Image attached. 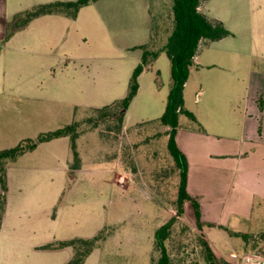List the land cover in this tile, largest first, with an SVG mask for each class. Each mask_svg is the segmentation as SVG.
<instances>
[{
    "label": "rangeland",
    "instance_id": "rangeland-1",
    "mask_svg": "<svg viewBox=\"0 0 264 264\" xmlns=\"http://www.w3.org/2000/svg\"><path fill=\"white\" fill-rule=\"evenodd\" d=\"M59 1L78 0H14L13 11L16 14ZM172 6L173 0H99L82 8L77 20L46 18L24 30L22 19L14 21L12 43H0V151L77 123V149L79 144L84 163L76 174V185L70 184L73 178L64 172L71 140L55 142L62 160L63 192L66 183L72 186L62 197L60 210L63 225L72 229H63L59 236L75 238L80 234L75 229L79 221L101 218L107 225L103 233L106 242L89 264H156L157 230L174 216L178 220L166 242L172 264H207L192 204L184 206V214L177 216L180 172L167 146L170 129L161 122L138 124L161 116L172 81L170 63L160 64L161 75H146L127 126L124 120L120 122V109L110 105L127 95L132 72L140 64L137 58L143 54L140 47L147 43L145 49L151 53L164 48L174 28ZM206 6L211 14L214 10L224 13L225 27L236 30L237 36L201 47L200 60L219 64L224 51L237 56L231 71L217 65L193 72L187 108L193 114L199 112L210 132L240 136L251 106L264 99V49L246 42L240 34L239 18L254 13L251 0H210ZM63 38L70 41L62 43ZM152 59L149 56L150 62ZM216 77L218 83L214 82ZM103 112L107 116L103 117ZM182 121L183 129L189 130L191 122L184 117ZM44 153L38 148L18 165L46 164ZM233 158L216 159L231 166ZM111 167L119 168L125 188L112 182ZM42 174L48 179L49 173ZM232 177L228 169L222 181L230 182ZM261 220V227L243 229L255 232L247 243L205 226L220 254V264H233L228 261L232 250L243 253L264 246V215ZM97 233L89 231L85 238Z\"/></svg>",
    "mask_w": 264,
    "mask_h": 264
},
{
    "label": "crops",
    "instance_id": "crops-1",
    "mask_svg": "<svg viewBox=\"0 0 264 264\" xmlns=\"http://www.w3.org/2000/svg\"><path fill=\"white\" fill-rule=\"evenodd\" d=\"M208 3H210V0L203 3L199 10L211 21L221 22L226 26L225 17L222 16L225 14L217 10H214V13L211 14V10H208L206 6ZM13 5L14 0H0V43H6L7 46L15 38L14 34L7 38L12 26L11 23L15 21L18 15L24 14L39 6L35 5L30 10L14 14ZM251 9L254 11L252 16H247L244 13L246 17L242 15L239 18V27H242L240 34L246 37V42L252 45H262L264 49V0H251ZM147 10L153 16L151 13V5H147ZM79 13L76 18H73L66 12L43 15L35 18L21 29L24 30L28 26L36 24L46 18L52 19L57 17L64 18L65 20H77ZM228 30L232 32V36L216 42L207 43L202 41L201 44L204 43L202 46L200 45L199 49L207 44H211L212 46L215 43L237 36L236 30L231 27ZM82 39L83 41H87L84 35ZM69 41V38H63L62 43H68ZM149 41H151V37ZM72 42H74V39ZM146 45L147 43L144 46ZM229 49L233 50L234 48L230 46ZM143 54L137 58L139 63L142 62ZM235 55L237 56L232 51H224L222 52V57H219L223 59V62H220L221 64H210L200 60L198 51L194 58L193 66L190 68V76L184 89L185 111H189L187 108V91L193 72H200L204 68L213 69L217 65L231 71V64L236 59ZM78 59L84 60V58ZM224 61L229 64V67ZM162 62H165L166 65L168 62L170 63L171 72V62L164 51L145 67L139 78L140 87L137 96L125 114V126H127V119L139 99L146 75L149 72H156L157 76L161 75L162 70L160 64ZM219 80L218 77L214 78V82L216 81V83ZM156 82L158 80H155ZM201 92L203 93L204 91L201 90ZM165 109L166 105H163L160 109L161 116L164 114ZM251 111L246 114L247 116L243 123L241 135L235 137L210 132L204 118L200 116L199 112H194L195 120H192L185 114H181L179 117L176 142L188 160L187 191L200 204L203 228L199 231L208 241L217 256L220 254L215 248L214 243L208 237L207 231H205L206 225L213 226V228L220 232H227L230 236H232L231 233L249 234L248 230L247 232L243 229H254L262 226L261 218L264 215V99L262 101H255L253 106H251ZM183 117L191 122L189 130L183 129ZM159 118L142 121L138 124L158 122ZM165 128L170 129L168 127ZM64 138L69 137L59 139L62 140ZM59 139L42 143L36 148H41L42 151H45V160H48L45 162L46 164L42 165L40 162V165L29 168L18 165L21 158L35 152V149L32 152L24 154L17 161L7 165L6 206L0 226V264H67L74 257L73 248L44 249V247L75 238L88 239L85 236L88 235L89 231L91 233L92 231H97L98 235L107 228V225L102 222L101 218H89L79 221V226L77 225L78 227L75 228L80 233L75 234L77 237L61 238L59 236L63 229H72L67 225H63L60 215L62 208L61 201L67 192H71V188L68 190L69 185L71 184L73 186L79 183V180L76 179V174L82 171L84 163V158L79 150L78 144L77 150L82 164L78 169H71L72 150L70 149L71 154L64 172L69 174L73 180L70 184L66 183V186H64L66 191L63 192V183L61 181L62 160L61 155L56 151L57 144L55 143ZM225 156L234 157L231 160V166L223 164L222 160L216 159ZM228 169L233 174V180L223 182V174L225 172L227 173ZM42 172L45 174L49 173L48 179H46V176ZM110 172L112 174V182L118 183L125 188V185L121 183L125 178L122 176L120 180L121 173L119 172V168L111 167ZM211 172L214 174L211 175ZM71 185L70 187H72ZM190 204V202H187L185 208L188 205L190 206ZM250 233L255 232L252 231ZM104 243L93 251L85 260L84 264L90 263L91 258Z\"/></svg>",
    "mask_w": 264,
    "mask_h": 264
},
{
    "label": "trees",
    "instance_id": "trees-1",
    "mask_svg": "<svg viewBox=\"0 0 264 264\" xmlns=\"http://www.w3.org/2000/svg\"><path fill=\"white\" fill-rule=\"evenodd\" d=\"M99 0H78L75 2H56L46 5H39L34 9L18 15L15 21L21 20V26H26L29 22L43 15L68 13L73 18H76L79 11ZM208 0H173L172 12L174 19V28L167 39L164 48L154 53L145 49V46L140 47L144 50L142 62L134 69L127 95L120 100L115 101V104L120 109V122L122 123L127 110L137 96L139 90V78L153 60H155L161 52H165L171 62V88L167 98V104L164 114L159 118L158 122L164 127L170 128L168 150L172 156L179 172L180 186L177 198V216L184 214V206L190 202L194 208L196 225L201 230V209L200 204L193 199L187 191L188 179V160L185 154L179 149L176 142L177 129L179 127V117L185 114L192 120H195L193 113L184 110L185 98L184 89L190 76V68L193 66L194 58L199 51L202 41L207 43L216 42L226 37L232 36L221 22L211 21L199 8ZM12 35L9 31L7 38ZM149 56H152L150 62ZM111 104V105H112ZM109 106V105H108ZM102 116H107L106 112ZM77 123L69 125L48 133L40 134L36 139H27L15 146L14 148L0 151V226L3 219L6 206V190H7V165L17 161L18 158L28 152L34 151L40 144L50 142L55 139L69 137L71 140V150L74 164L71 169H78L81 165V158L77 150L78 133L76 131ZM176 216L172 217L168 222L162 225L155 236V248L159 253V258L156 264H172L166 242L172 234V229L177 222ZM104 230L98 235L88 238H75L68 241H61L56 244L47 245L44 249H63L71 247L74 249V257L67 264H84L85 260L99 248L102 242L105 241ZM232 236L241 237L245 243L250 240L249 234L231 233ZM264 240V236H261ZM200 245L204 253L207 264H220L217 254L214 252L208 241L202 237L199 239Z\"/></svg>",
    "mask_w": 264,
    "mask_h": 264
},
{
    "label": "built area",
    "instance_id": "built-area-1",
    "mask_svg": "<svg viewBox=\"0 0 264 264\" xmlns=\"http://www.w3.org/2000/svg\"><path fill=\"white\" fill-rule=\"evenodd\" d=\"M228 261L233 264H264V246L243 253L232 250L228 253Z\"/></svg>",
    "mask_w": 264,
    "mask_h": 264
},
{
    "label": "water",
    "instance_id": "water-1",
    "mask_svg": "<svg viewBox=\"0 0 264 264\" xmlns=\"http://www.w3.org/2000/svg\"><path fill=\"white\" fill-rule=\"evenodd\" d=\"M0 192H1V187H0Z\"/></svg>",
    "mask_w": 264,
    "mask_h": 264
}]
</instances>
